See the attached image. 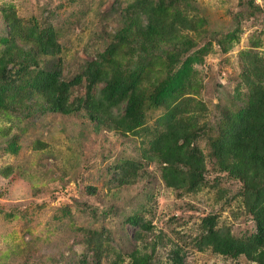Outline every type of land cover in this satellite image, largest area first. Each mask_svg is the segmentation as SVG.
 <instances>
[{
	"label": "rangeland",
	"instance_id": "rangeland-1",
	"mask_svg": "<svg viewBox=\"0 0 264 264\" xmlns=\"http://www.w3.org/2000/svg\"><path fill=\"white\" fill-rule=\"evenodd\" d=\"M135 1L0 0V48L9 37L5 17L11 10L22 31L50 25L62 46L54 62L71 81L130 23ZM183 8L196 29L186 32L193 46L185 54L181 43L173 45L172 71L192 59L180 93L193 99L200 124L215 130L225 109L243 107L245 96L238 93L249 91L252 63L264 65V0H191ZM138 49L121 47L129 69L139 64ZM153 51L142 59L157 52L154 69L165 76L166 48L148 52ZM87 89L86 83L73 87L71 100ZM12 106L16 112L0 109V264H113L119 258L129 264L131 253L142 247L136 239L140 228L128 222L135 216L152 228L144 238L162 237L153 264H172L173 249L185 254V264H257L246 255L224 256L196 246L210 215L237 239L253 235L256 224L240 196L241 184L214 171L210 162L207 183L198 189L166 185L162 166L147 157L164 109L147 111L146 130L124 134L84 110L49 111L38 93ZM206 139L198 144L207 153ZM126 160L141 168L137 182L120 186L116 167Z\"/></svg>",
	"mask_w": 264,
	"mask_h": 264
},
{
	"label": "trees",
	"instance_id": "trees-1",
	"mask_svg": "<svg viewBox=\"0 0 264 264\" xmlns=\"http://www.w3.org/2000/svg\"><path fill=\"white\" fill-rule=\"evenodd\" d=\"M190 2L136 0L128 10L130 23L71 81L65 79L63 65L54 62L62 46L53 27L31 26L22 31L24 27L11 10L5 17L9 37L2 38L5 45L0 48V109L16 112L12 106L16 101L23 103L24 98L38 93L49 111L69 115L84 110L94 120L124 134L146 130L147 111L164 109L147 157L162 166L166 185L176 190L198 189L207 183L210 162L214 171L241 184L240 196L256 224L253 235L237 239L229 229L219 226L216 216L210 215L203 219L196 246L224 256L246 255L264 264V65L252 63V78L247 77L249 91L238 93L245 96L241 109H225L218 129L200 124L191 109L193 99L185 100L180 93L184 84L181 81L187 80L193 61L186 59L173 72L176 61L169 56L173 45L181 43L182 54L193 46L186 32L196 29L195 22L183 10ZM124 44L139 47V64L133 70L124 64L120 51ZM162 46L167 51V61H161L165 76L154 69L157 52L149 60L142 59L154 53L149 49ZM83 83L88 88L85 95L71 100L73 87ZM205 136L207 153L198 144ZM140 168V163L133 160L120 163L116 167L119 185L137 182ZM128 222L140 228L136 239L142 243L131 253L129 264H153L162 237L154 234L151 240L144 238L143 232L152 228L139 216L130 217ZM96 247L102 250V243ZM171 261L185 264V254L173 249ZM113 264H121L120 258Z\"/></svg>",
	"mask_w": 264,
	"mask_h": 264
}]
</instances>
